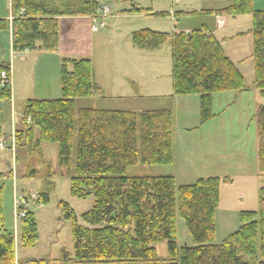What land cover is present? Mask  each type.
<instances>
[{
	"label": "trees",
	"instance_id": "16d2710c",
	"mask_svg": "<svg viewBox=\"0 0 264 264\" xmlns=\"http://www.w3.org/2000/svg\"><path fill=\"white\" fill-rule=\"evenodd\" d=\"M14 20H0V32L12 29L17 53L60 49V19L99 18L102 4H130L125 14L158 15L132 0H11ZM213 14L212 11H204ZM217 15L253 17V60L256 86L264 100V11L254 0H233ZM134 48L156 52L167 43L172 49V83L176 96L200 97L203 123L214 118L213 95L248 90L238 67L226 55L221 42L207 29L163 33L142 29L132 33ZM8 84L0 89V140L4 138L2 105L12 102L10 67ZM62 98L29 100L23 110L18 142L26 140L27 152L42 144L58 146L59 165L74 170L73 197H94L93 208L81 222L68 203H62L65 220L71 223L75 264H264V188L259 191V210L241 213V228L221 245H215L216 211L220 205L219 178L199 179L178 188L172 176L129 177L134 166H168L174 162L173 114L151 110L139 115L120 110L86 108L76 114V100L102 94L92 61L64 58L61 67ZM259 170L264 175V105L257 114ZM76 152L75 163L73 156ZM36 154H40L39 152ZM30 156V155H29ZM38 175L30 170L29 179ZM226 183L230 182L225 179ZM44 204L49 194L41 193ZM178 213L192 237L193 246L177 244ZM25 218V217H24ZM22 219L21 242L25 248L38 243V224L33 213ZM168 242L167 258H160L157 245ZM0 264L19 262L16 239L6 228L4 190L0 187Z\"/></svg>",
	"mask_w": 264,
	"mask_h": 264
},
{
	"label": "rangeland",
	"instance_id": "374dc122",
	"mask_svg": "<svg viewBox=\"0 0 264 264\" xmlns=\"http://www.w3.org/2000/svg\"><path fill=\"white\" fill-rule=\"evenodd\" d=\"M134 1L158 15L125 14L123 10H129L130 4H109L111 12L106 20V28H100V32L95 34V49L90 57L95 81L102 88V94L76 100V114L86 108L129 111L138 115L151 110L171 111L174 162L168 166H134L128 169L127 176H172L178 188L193 185L199 179L219 178L220 205L216 211L214 244L221 245L241 228L242 212L259 210V191L264 188V175L259 170L256 119L263 98L255 83L253 17H225L227 26L219 29L215 18L202 12L204 9L229 7L233 0ZM254 1L255 9H264V0ZM11 9V0H0L2 17L8 18ZM184 11H196L197 16L179 14ZM115 15L127 16L112 18ZM176 16L179 17L178 22ZM101 21L100 18L94 19L96 25ZM202 24H207L216 33L226 55L238 65L248 88L244 93L214 94V118L206 123L201 120L199 96H176L174 93L171 43L159 51L147 52L134 48L131 38L133 32L142 29L172 33ZM237 33L243 34L236 39L225 40ZM49 54L51 56L45 59L34 58L32 63L24 61L16 64L18 93L13 105H2L5 107H2L3 128H8L12 120L13 126L10 134L0 140V187L4 190L6 228L15 236L19 262L75 264L72 260L63 259L64 255L74 257L75 246L71 223L65 220L61 205L68 203L81 222L82 215L93 208L94 197L79 199L72 196L74 170L69 172L60 167L56 144L45 143L41 146L42 152L36 150L28 153L26 140L18 142L19 129L14 127L16 120L23 125L26 105L23 102L29 99V95L44 93L50 87L49 98H62L60 77L63 59L59 55L53 56L54 53ZM32 55L37 56L36 53ZM46 65L50 72L42 71ZM38 152L39 155L36 154ZM75 159L76 152L73 164ZM30 170L38 173L33 179L28 178ZM225 179L230 182H224ZM41 193L49 194L48 204L42 202ZM29 213L35 215L38 224L39 239L34 248H25L21 242L23 218L20 215L24 214L26 218ZM177 244L180 248L194 245L179 213ZM156 248L160 258H167L168 242Z\"/></svg>",
	"mask_w": 264,
	"mask_h": 264
},
{
	"label": "crops",
	"instance_id": "0c3cea01",
	"mask_svg": "<svg viewBox=\"0 0 264 264\" xmlns=\"http://www.w3.org/2000/svg\"><path fill=\"white\" fill-rule=\"evenodd\" d=\"M132 2L134 4L136 3L134 0H132ZM255 3H256V1H254V4ZM135 5L138 6L139 4L136 3ZM11 6H12V1H11ZM222 9H224V8L206 9V10L204 9L203 10V11H212L213 12V14H209V15L215 18V22H216L217 27L219 29L225 28L227 26V23H228L227 19H225V17L219 16L216 14L217 11L222 10ZM256 10L264 11V9H256ZM123 11H126V10H123ZM152 13H155V12L152 11ZM202 13L204 14V12H202ZM179 14L182 16H188V17L189 16H197L196 11H188V12L184 11V12H180ZM126 16L127 15H115L112 18L126 17ZM6 17L7 16L2 17L0 15V20L10 21V26H11V22L14 18L12 9H11V13L8 16V18H6ZM175 18L177 19L179 17L176 16ZM231 19H237V18H231ZM178 21L179 20L177 19L176 22H178ZM95 25L96 24L94 23V19L89 18V17L61 18L60 19V49L58 52L54 53L53 56L59 55V57L61 59H64V58H73V59L88 58V59H90V57L93 55V52L95 49L94 48V46H95L94 45L95 34L99 33V32L98 33L92 32V27ZM203 28H207L216 37V33L213 32L207 24H202L201 26H198L196 28H187V29L182 28V30H175L172 33L185 32L186 34H188V33H192L195 30H200ZM241 34H243V33L234 34L231 37L226 38L225 40L236 39ZM221 44H222V42H221ZM33 53H36L37 56L34 57L32 55ZM49 56H51V54L46 53V52H41V51L17 53L13 50L11 27H10V30H8V31L0 32V66L5 65V66L10 67V71H9L10 72V84H11V89H12V102L9 104L10 106H11V104L13 105L14 98L16 97V94L18 93V87H17L18 69L16 66L17 62L23 63L25 61V63H27V61H29V63H32L34 58L35 59H39V58L45 59ZM235 65L238 67L237 64H235ZM25 66H27V65H25ZM44 70L45 71L48 70V72H50L49 67L47 65L45 68L44 67L42 68V71H44ZM34 74H36L35 70H34ZM34 95L36 97L35 99H34ZM39 95L41 96V99H40ZM28 97H29V99L24 101L23 103H27L29 100H54L52 98H49V97H51L50 96V87H48V89L44 93L36 94V92H35L34 94L29 95ZM5 105H7V104H5ZM263 105H264V100H263V103L259 106V108H261ZM3 108H5V107L3 106ZM259 108H258V112H259ZM258 112H257V114H258ZM3 117H4V115H3ZM20 118H21V114H20ZM12 121L10 122V126L8 128H5V129L3 128L5 136L9 135L11 132V129L13 126ZM4 122H5V120H3V127H5ZM14 127H15V129L20 130L22 128V125L18 124L17 120H16Z\"/></svg>",
	"mask_w": 264,
	"mask_h": 264
},
{
	"label": "built area",
	"instance_id": "2783aa9c",
	"mask_svg": "<svg viewBox=\"0 0 264 264\" xmlns=\"http://www.w3.org/2000/svg\"><path fill=\"white\" fill-rule=\"evenodd\" d=\"M175 2H181V0H175ZM110 6L108 4H102L101 8L98 11L99 18L102 19L101 23L99 25H95L92 27L93 33L100 32V28H106V20L110 14ZM9 80V74L7 71H3L0 73V89L5 87L8 84ZM25 215L21 214L20 218H24Z\"/></svg>",
	"mask_w": 264,
	"mask_h": 264
},
{
	"label": "water",
	"instance_id": "95a60500",
	"mask_svg": "<svg viewBox=\"0 0 264 264\" xmlns=\"http://www.w3.org/2000/svg\"><path fill=\"white\" fill-rule=\"evenodd\" d=\"M187 35H188V36H191V33H188Z\"/></svg>",
	"mask_w": 264,
	"mask_h": 264
}]
</instances>
